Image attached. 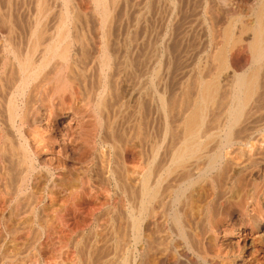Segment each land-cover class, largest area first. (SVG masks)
Masks as SVG:
<instances>
[{
	"label": "bare ground",
	"instance_id": "obj_1",
	"mask_svg": "<svg viewBox=\"0 0 264 264\" xmlns=\"http://www.w3.org/2000/svg\"><path fill=\"white\" fill-rule=\"evenodd\" d=\"M69 263L264 264V0H5L0 264Z\"/></svg>",
	"mask_w": 264,
	"mask_h": 264
},
{
	"label": "rangeland",
	"instance_id": "obj_2",
	"mask_svg": "<svg viewBox=\"0 0 264 264\" xmlns=\"http://www.w3.org/2000/svg\"><path fill=\"white\" fill-rule=\"evenodd\" d=\"M2 2H3V4H2ZM14 4H15V6H14ZM14 4L12 5V7H13V9H12V7H11V9H12V19H13V21L15 20V24L17 25V27L18 28H22V18H21V16H19L20 14H16V13H18V6H17V3H15L14 2ZM3 5V6H2ZM2 7V8H1ZM16 9H15V8ZM4 9H5V0H2L1 1V3H0V11H4ZM16 10V11H15ZM13 13H14V15H13ZM18 15V16H17ZM17 16V17H16ZM19 17H20V19H19ZM17 19V20H16ZM20 21V22H19ZM21 23V24H20ZM19 25V26H18ZM20 28V29H21ZM90 28L91 29H93L92 28V23L90 22ZM138 56L136 55V57L135 58H137ZM147 119H148V117H147ZM146 119V120H147ZM123 148H121L120 149V151H119V154H120V156H127V155H130L131 154V149L129 148H125L124 146H122ZM128 149V150H127ZM129 151H130V153H129ZM127 152V153H126ZM129 153V154H128ZM99 166H96V169H92V173H96V175H95V177H96V180L98 179V181H97V184L95 183V185H86V186H80L81 184L80 183H82V175L80 176V179H79V183H78V189H79V191H78V189H77V191H75V192H69V191H64V193L65 194H68V196L67 195H65V196H62V195H64L63 193H62V195L59 197V200H58V202L60 201V202H67L66 204L65 203H60L59 202V206L61 205V206H63V208H60L58 205H57V208L59 207L60 209L59 210H56L54 213H55V217L57 218L56 219V221H57V224H58V228H56V231H60V232H66L65 230H67V232L65 233V235L68 233V234H70L69 236L70 237H74V236H76V233H77V237H74V239L72 240V241H70L69 242V250L67 249V254L68 255H71L72 254V251L74 250V249H76V250H78V251H76V250H74L73 252V254L71 255V257L69 256V258H72V256H74V258L73 259H71L70 261H68V262H73V260L76 258V259H79V261H82V259H81V257H82V252H80V251H82V246H80V245H82V235H81V231H82V228H84V227H86V226H83V225H85V224H83V223H86V225L89 223V220H90V216H88V215H92V213H93V211H94V213H97L96 211H98L99 212V210H100V202H96V200H95V197H96V193H97V195L100 193V188H103V186H101V185H104L105 183H103V181H102V178L100 177V172H101V168H98ZM98 168V169H97ZM94 170V171H93ZM97 170V172H95ZM100 177V178H99ZM101 180V181H100ZM89 186V187H88ZM100 186V187H99ZM105 186V185H104ZM80 187L81 188H83V190L82 189H80ZM91 187L92 188H95V189H91ZM98 187H99V189H98ZM86 189V191L88 190V188H90L92 191H93V193L91 192V190L89 189L88 190V192H86L85 191V189ZM98 189V191H97V189ZM84 193H83V192ZM96 191V192H95ZM69 192V193H68ZM83 193V194H82ZM92 193V194H91ZM95 193V194H94ZM69 194H71L70 196H69ZM73 195V197L74 196H76V197H78V198H76V197H71ZM80 195V196H79ZM64 197L66 198V197H68L67 199H64ZM70 197V198H69ZM87 197H89V198H87ZM94 197V198H93ZM76 198V199H75ZM93 198V199H92ZM48 199V198H47ZM64 200V201H62V200ZM89 199V200H88ZM92 199V200H91ZM89 202H88V201ZM103 199H101L100 201H102ZM73 201H75V202H73ZM73 202V203H72ZM95 202V203H94ZM90 203V204H89ZM102 203V202H101ZM65 204V205H64ZM94 204H95V206H94ZM99 204V205H98ZM91 205H93V206H91ZM98 205V206H97ZM74 206V207H73ZM83 206H85V207H83ZM91 207V208H90ZM92 207L94 208V210L92 209ZM65 208V209H64ZM90 208V209H89ZM96 208H98V209H96ZM52 211V210H51ZM59 211H61V212H59ZM87 211V212H86ZM63 212V213H62ZM85 212L86 213H88V214H86L85 215ZM53 213V212H52ZM56 213H57V216H56ZM60 213V214H59ZM62 213V214H61ZM59 214V215H58ZM84 215V216H83ZM94 215V214H93ZM92 215V216H93ZM66 216V217H65ZM85 216H87V217H85ZM82 217H85V218H87V219H85V218H82ZM60 219V220H59ZM82 219H84V220H82ZM82 221H83V223H82ZM85 221V222H84ZM88 222V223H87ZM60 225V226H59ZM68 228H67V227ZM83 226V227H82ZM64 228V229H63ZM72 230H71V229ZM60 229H62V230H60ZM70 229V230H69ZM70 231V232H69ZM76 231V232H75ZM75 233V234H74ZM79 233V234H78ZM67 234V235H68ZM71 234L73 235V236H71ZM67 235H66V237H67ZM80 235V236H79ZM68 236V237H69ZM80 237V238H79ZM75 238L76 239H80V242H78V241H76L75 240ZM75 241V242H74ZM78 242V243H77ZM74 243V244H73ZM79 243H81V244H79ZM75 244L80 248V249H78V247L77 246H75ZM72 245H74L75 246V248H74V246H73V248L71 247ZM77 247V248H76ZM76 251V252H75ZM77 253V254H76ZM79 253V254H78ZM50 255V254H49ZM79 257V258H77V257ZM81 256V257H80ZM71 262V263H72ZM70 264V263H69ZM82 264V263H81Z\"/></svg>",
	"mask_w": 264,
	"mask_h": 264
}]
</instances>
